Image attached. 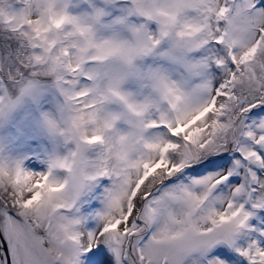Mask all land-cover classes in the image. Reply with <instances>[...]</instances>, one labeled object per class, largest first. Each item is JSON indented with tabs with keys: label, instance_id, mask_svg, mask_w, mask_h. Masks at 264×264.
Masks as SVG:
<instances>
[{
	"label": "snow or ice",
	"instance_id": "6c2138e0",
	"mask_svg": "<svg viewBox=\"0 0 264 264\" xmlns=\"http://www.w3.org/2000/svg\"><path fill=\"white\" fill-rule=\"evenodd\" d=\"M79 2L0 0V115L49 81L68 146L0 160V264H264V0Z\"/></svg>",
	"mask_w": 264,
	"mask_h": 264
},
{
	"label": "bare ground",
	"instance_id": "6f19581e",
	"mask_svg": "<svg viewBox=\"0 0 264 264\" xmlns=\"http://www.w3.org/2000/svg\"><path fill=\"white\" fill-rule=\"evenodd\" d=\"M92 3L100 5L101 0H92ZM73 4L72 11H87V5L79 0H73ZM112 12H119V9H110L106 21L112 18ZM62 103L54 86L38 85L35 94L24 95L13 109H5L0 115V160L23 164L37 159L46 168L50 157L64 154L68 146L53 136L45 124V117L60 120Z\"/></svg>",
	"mask_w": 264,
	"mask_h": 264
},
{
	"label": "rangeland",
	"instance_id": "374dc122",
	"mask_svg": "<svg viewBox=\"0 0 264 264\" xmlns=\"http://www.w3.org/2000/svg\"><path fill=\"white\" fill-rule=\"evenodd\" d=\"M49 84L51 86H54L49 81H46V80H41L39 82V85H49ZM22 165L26 168H29L30 170H33V171H43L46 169V168H44L43 164L40 163V161L37 159L36 160L35 159L28 160V161L24 162ZM32 165H36V168H32Z\"/></svg>",
	"mask_w": 264,
	"mask_h": 264
}]
</instances>
